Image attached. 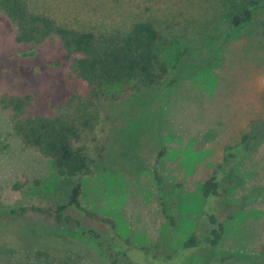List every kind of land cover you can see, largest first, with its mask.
<instances>
[{
    "label": "rangeland",
    "instance_id": "1",
    "mask_svg": "<svg viewBox=\"0 0 264 264\" xmlns=\"http://www.w3.org/2000/svg\"><path fill=\"white\" fill-rule=\"evenodd\" d=\"M243 3L28 0L31 11L80 30L123 32L136 21L153 20L163 36L160 55L168 74L161 85L133 95L122 87L108 90L98 139L88 157L90 176L58 177L49 160L11 133L0 110V264L260 261L253 251L264 242V133L250 144V152L229 159L234 163L218 171L226 192L215 201L216 211L242 205L225 221L219 244L181 249L199 227L203 183L226 152L236 156L225 147L234 146L264 120V8L250 22L230 26L231 15ZM20 49L0 14V93L10 89L55 103L88 89L61 62L59 49L49 45L34 58H23ZM154 169L162 180L167 213L175 219L173 227L160 212ZM76 182L81 183L82 206L111 218L114 231L72 207L63 214L78 220L79 227L57 224L53 214L30 210L66 204Z\"/></svg>",
    "mask_w": 264,
    "mask_h": 264
},
{
    "label": "trees",
    "instance_id": "2",
    "mask_svg": "<svg viewBox=\"0 0 264 264\" xmlns=\"http://www.w3.org/2000/svg\"><path fill=\"white\" fill-rule=\"evenodd\" d=\"M261 8H264V0H244L239 10L231 15L230 26L240 27L250 22ZM0 14L9 25L13 42L21 47L18 53L23 58H34L50 45L62 52L61 62L68 64L74 77L88 86L84 93H72L55 103L47 99L40 102L30 93H16L10 89L2 91L0 110L7 115L11 133L23 146L49 160L58 177L92 175L88 157L98 139L103 120L102 102L106 100L108 90L122 87L133 95L141 89L161 85L167 77L168 67L160 55L162 33L153 20L136 21L123 32L80 30L60 24L46 13L31 11L28 0H0ZM249 133L244 134L234 146L225 147L227 151L236 152V156L226 152L215 172L203 183L201 196L204 203L199 227L184 241L182 250L217 246L224 234L225 221L233 219L242 208L239 205L229 212L223 210L218 213L215 201L218 202V198L226 192L221 185L224 175L218 171L222 168L227 170L234 163L230 164L229 159L250 152V144L264 133V120ZM239 146H242L240 150H235ZM162 155L163 149L156 155L155 164ZM154 176L160 212L173 227L175 219L167 213L162 180L155 169ZM81 191V183L76 182L70 189L66 204L56 209L32 207L30 210L53 214L57 224L79 227L78 220L63 214L67 207H72L83 217L107 224L114 231L115 223L111 218L82 206ZM209 201L213 203L210 208ZM90 234L98 238L95 232ZM118 240H121L120 237ZM124 244L128 245L129 239ZM253 252L260 259L255 264H264V242L257 244Z\"/></svg>",
    "mask_w": 264,
    "mask_h": 264
}]
</instances>
